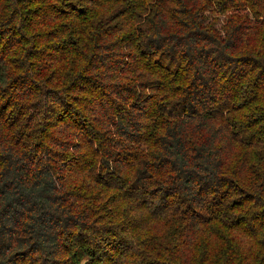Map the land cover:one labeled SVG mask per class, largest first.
I'll return each instance as SVG.
<instances>
[{
    "label": "trees",
    "instance_id": "16d2710c",
    "mask_svg": "<svg viewBox=\"0 0 264 264\" xmlns=\"http://www.w3.org/2000/svg\"><path fill=\"white\" fill-rule=\"evenodd\" d=\"M0 264H264V0H0Z\"/></svg>",
    "mask_w": 264,
    "mask_h": 264
}]
</instances>
